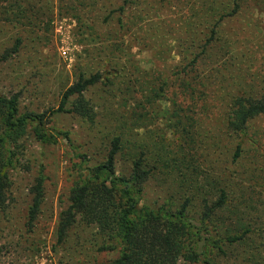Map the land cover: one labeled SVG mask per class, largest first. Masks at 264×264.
Wrapping results in <instances>:
<instances>
[{
	"label": "trees",
	"instance_id": "16d2710c",
	"mask_svg": "<svg viewBox=\"0 0 264 264\" xmlns=\"http://www.w3.org/2000/svg\"><path fill=\"white\" fill-rule=\"evenodd\" d=\"M59 1L69 9L72 2L82 5V0ZM12 3L11 20L29 22L32 3ZM212 5L202 4L192 13L204 18L199 33L204 41L195 43L194 31L187 30L188 39L170 67L171 74L140 71L131 64L127 70L117 63L107 66L105 76L80 72L49 114L21 110L18 94L0 95V212L8 201L9 171L17 163L29 125L35 140L55 143L59 133H46L43 127L53 113L67 114L97 133L107 127L108 132L101 162L85 168L68 190L54 228L57 244L81 216L100 238L98 251L117 249V256L107 264H218L232 258L236 264H264V224L259 221L264 215V179L243 161L251 139L249 124L264 114V94L231 92L223 84L226 80L212 82L216 17L233 15L238 0L229 12L225 3ZM19 44L17 38L0 62L16 54ZM109 48L110 53L117 51L115 45ZM197 49L200 54H193ZM202 66H207L209 75L198 72ZM98 86L117 101L110 122L96 121L89 94ZM214 114L220 119L218 135L209 137L204 126L213 123ZM153 123L152 130L138 134ZM227 139L232 143L229 149L223 144ZM252 142L258 143V149L260 142ZM118 158L126 163L122 173L115 168ZM154 179L170 193L146 198ZM41 199L39 178L26 210L28 228L39 213ZM190 210L193 217L188 216Z\"/></svg>",
	"mask_w": 264,
	"mask_h": 264
},
{
	"label": "rangeland",
	"instance_id": "374dc122",
	"mask_svg": "<svg viewBox=\"0 0 264 264\" xmlns=\"http://www.w3.org/2000/svg\"><path fill=\"white\" fill-rule=\"evenodd\" d=\"M22 1L32 3L33 14L29 22L23 19L17 23L11 20L14 0H0V57L20 39L16 54L0 62V95L18 94L21 110L49 114L56 110L61 93L80 72L85 76H105L107 66L117 63L127 70L131 64L140 71L173 73L170 67L182 53L187 30L194 31L191 36L195 43L204 41L199 34L204 18H194L192 13L210 2L213 7L225 3L229 8L225 12H229L234 0H82V5L70 3L71 9L59 0ZM261 1L238 0L233 15L216 17L219 29L211 55L212 70L216 72L212 82L226 80L223 84L231 92L264 94V0ZM110 45H115L117 51L110 53ZM192 52L200 54V49ZM206 67H200L198 72L209 75ZM89 96L95 102L96 121L110 122L116 99L106 97L101 86L90 90ZM216 117L214 114L213 123L204 126L209 137L218 135L220 119ZM47 119L43 130L59 133L55 143L35 140L33 125H29L20 141L17 163L9 171L8 201L0 212L1 264H107L117 256V249L98 251L100 238L81 216L75 218L60 244L55 241L54 228L72 183L85 168L101 162L108 127L97 133L93 127L61 113ZM154 124L138 134L152 130ZM249 136L243 161L249 170H258L263 180L264 114L249 124ZM252 141L260 142L258 149V143ZM223 144L229 149L232 143L227 139ZM125 166L118 158L117 173L124 172ZM39 178L41 204L28 228L26 210L32 186ZM169 191L154 179L147 186L146 198L154 200ZM188 216H194L192 210ZM259 221L264 224V215ZM218 264L236 263L232 258Z\"/></svg>",
	"mask_w": 264,
	"mask_h": 264
}]
</instances>
